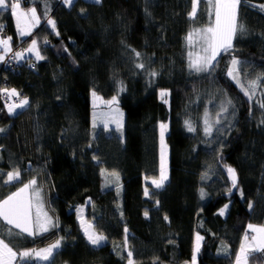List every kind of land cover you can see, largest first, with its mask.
Listing matches in <instances>:
<instances>
[{
  "label": "trees",
  "instance_id": "16d2710c",
  "mask_svg": "<svg viewBox=\"0 0 264 264\" xmlns=\"http://www.w3.org/2000/svg\"><path fill=\"white\" fill-rule=\"evenodd\" d=\"M61 1L21 0L41 18L25 42L10 6L0 11L10 48L23 52L36 40L43 57L16 60L18 76H5L29 103L12 114L0 110V200L35 179L55 222L35 237L10 236L0 223V237L16 252L60 241L47 263L19 264H128L129 251L133 264H182L192 259L199 235L198 264H235L249 225L264 227V82L245 95L248 82L264 80V0H241L231 47L207 72L189 67L185 44L211 23L204 0L194 18L192 0H74L69 7ZM160 90L168 91V105ZM93 91L104 100L117 97L120 130L92 126ZM206 112L219 118L211 134L204 131ZM162 123L169 179L157 189L146 180L159 176ZM13 170L19 180L5 183ZM78 208L106 237L101 246L88 242ZM246 264H264V250L248 254Z\"/></svg>",
  "mask_w": 264,
  "mask_h": 264
},
{
  "label": "snow or ice",
  "instance_id": "6c2138e0",
  "mask_svg": "<svg viewBox=\"0 0 264 264\" xmlns=\"http://www.w3.org/2000/svg\"><path fill=\"white\" fill-rule=\"evenodd\" d=\"M62 2L66 6H71L74 0H62ZM95 3H100V0H94ZM200 0H192V11L189 13L190 17H195L197 11V5ZM209 3H212V0H209ZM241 3V0H215V26L208 27L207 29L203 30L204 36V43L206 47L204 48L205 55L197 57L195 60L191 58V53L189 54L190 63L189 67L194 70L195 72H207L210 70L213 60H215L219 50L223 48L227 50V48L231 47V39L233 33L236 31V17H237V7ZM11 8V13L17 20V27L20 29L19 34L20 36H28L30 35L31 28L35 27L39 23V18L36 15V10L33 8L28 9L27 12L21 11V0H15L10 5L6 2V0H0V9ZM26 20V28H20L21 20ZM48 23L52 25L53 29H55V23L51 19L48 20ZM10 39H2L0 40V45H3L5 52L11 51L9 46ZM189 41L191 40V34L188 37ZM29 53H33L36 56L37 60L43 59L40 55L39 50L37 48V41L32 40L30 47L26 50ZM210 53V54H209ZM18 59H23V53L17 52L15 53ZM136 56L139 57L140 53L137 52ZM0 60H3V56H0ZM238 64V61L234 58L232 60V65L235 66ZM137 68H144L142 63L136 65ZM152 76H155L156 73H151ZM229 75H233V69L230 68ZM233 79L236 80L237 84L244 90V85L240 84L237 76H233ZM258 82H264L260 77L257 78L255 81H250L247 85V89L245 90V95L251 98V95L254 94L255 89L257 87ZM9 97L17 96L15 90H12L8 93ZM164 95V93H162ZM92 96L96 99L95 91L92 92ZM116 101V97L112 98V101L108 103H114ZM29 102L27 99H23L19 102V104L11 105L8 108L10 114L14 112L17 108H22L27 105ZM230 103V101H229ZM264 107V104L261 105ZM118 111V110H117ZM222 111H227L226 108L222 109ZM122 117V113L119 114ZM117 123V130L122 128V123L118 120ZM188 131H194L190 122L185 121ZM205 134H211V127L207 125V121L205 122ZM107 126V125H106ZM160 139H161V174L158 180H153L152 183L154 186L159 189L164 187L165 181L168 179L166 173V145L164 144V133L167 130L166 124L160 125ZM4 129L0 128V132H3ZM228 173L232 178L233 187L236 186V173L235 170L229 167ZM103 171V170H102ZM117 179L118 174L112 173ZM21 176V172L19 170H13L7 173V179L4 181L5 183H12L14 181L19 180ZM3 177H0L2 179ZM36 184V180L33 179L28 183L24 184L23 188L19 189L18 192L9 195L6 199L0 200V220L4 221L7 225L11 226L8 230V235H16L19 236L21 234H27L28 236H35L39 235L43 232H47L49 230L48 225L50 223L47 214H44L43 220L41 219V215L37 212L35 222L33 221L32 217V208L36 205V201L39 198V192L35 190L33 187ZM29 189H32V196L31 197H24L22 194L27 192ZM145 195L148 196L149 193L147 189H145ZM203 196V192H201ZM251 204L249 207L251 208ZM227 209V205L224 208L219 210V214L223 215L225 210ZM81 211V210H78ZM147 216V213H145ZM167 219V217H166ZM83 226V225H82ZM12 228L18 229V232H13ZM249 228H253L252 225H249ZM91 225L84 229L85 236L88 239V242L93 246H99L106 237L96 234L94 231H91ZM255 231L264 234V228L254 229ZM127 232V229H125ZM202 239L201 237L197 236V241ZM262 242H264V236L261 237ZM60 241L57 240L54 244L49 245L47 248L40 249L36 251L34 249L25 250L21 252H16L13 248L6 243L3 239H0V264H13L14 261L19 264L21 261L28 260L30 258H39L40 260H49V258L53 255L55 249L59 248ZM199 251V244L197 243L196 249L194 250L193 257H192V264H196V252ZM132 252H128V264H133L132 260ZM240 257H237V264H239Z\"/></svg>",
  "mask_w": 264,
  "mask_h": 264
},
{
  "label": "rangeland",
  "instance_id": "374dc122",
  "mask_svg": "<svg viewBox=\"0 0 264 264\" xmlns=\"http://www.w3.org/2000/svg\"><path fill=\"white\" fill-rule=\"evenodd\" d=\"M204 1H206L208 3V5H209L208 8H209L210 14H211V20H210L211 23L209 24L208 27H214L215 26V7H214L215 0H212V3L211 4L209 3V0H204ZM13 2H15V0ZM67 7H69V6H67ZM28 9H29L28 7H26V8L23 7V8H21V11L22 10H25V12H26V10H28ZM197 9H198V5H197ZM191 11H192V8H191ZM196 13H197V11H196ZM22 21H24V19H22ZM21 27L26 28V20H25V24L24 25L22 24ZM208 27H206L204 29H207ZM204 29H199V31H194V33L191 34V40L189 41V39L187 38L186 41H185V44H186V54H187V58H188L189 63H190V58H189V54L190 53H191V58L193 60H195L199 56L205 55L204 48L206 47V44L204 43V39H203V36H204L203 30ZM232 37H233V35H232ZM7 38H9V37H6V39ZM25 39H27V38H25ZM25 39H23L24 41H22V42H25ZM31 43L32 42H30V44H27V46L25 47L26 50L30 47ZM222 51H224L223 48H221L219 50V52H218L215 60L218 58V56L221 54ZM8 53L9 52H5L3 45H0V56H3V59L6 57V54H8ZM21 53H23V57L24 58L23 59H18L16 57V60L18 62L23 61L26 57H31V58L37 60L35 54H33V53H29L27 51H23ZM215 60H213V62ZM162 93H164V95H162ZM168 96H169L168 91H166V90H160L159 91V96L158 97L161 98V100L165 104H167V105L169 103ZM96 97H98V99L94 98L92 96V93H91L90 102H91V112H92L91 113V123H92V126L94 128H96V125H101V126H106L107 125V126H113V127L115 126L117 128L116 121H118V120L123 125V122L122 121H123L124 114H123V111H121V109L118 106V103L119 102L117 100V97H116V101L114 103H108L109 101H112V98L105 99L104 100V99H102L97 94H96ZM225 108H227V106H225ZM20 109L21 108H17L14 111H19ZM120 113L123 114L122 117L119 115ZM220 114L222 115L223 114V111ZM203 118H204V122L207 121V125L210 126L211 129H213L212 127H214V125L217 124L218 119H219L217 115H213L212 116L208 112H206L204 114ZM166 125H167V130L164 133V144L166 145V173H167V177L169 179V173H168V170H169V163H168L169 152H168V147H167V144H166V141H165L166 134L168 133V124H166ZM205 125H206V123H205ZM159 131H161V129H159ZM159 141H160V144H159V152H160L159 153V163H160V166H159V171H158L159 176H158V178H156V180L159 179L160 174H161V139H159ZM168 179L165 181V183L168 181ZM153 180L154 179H152V180L151 179H147L146 182L149 183L150 185H154L152 183ZM35 190H37L39 192V198H38V201H36V205H37L36 206V215H37V212H39L40 215H41V219L43 220L44 214L46 213L47 202H46V200H44L45 199V196L44 195H41V194H43V193H41L42 190H40L38 188H35ZM78 210H81V211H78ZM84 213H85L84 209L78 208L76 215H77V219L80 220L81 230L85 234L84 229L87 228L89 225H91V229L90 230L91 231H94V230L92 229V223L91 222H87L86 220L83 219ZM47 217L49 218V220L51 219V224L53 226L54 223H55L54 222V218L51 215H49V214H47ZM257 234L259 235L260 238L262 236H264V234H261L259 232ZM257 234H255V232L252 230V228L250 229L248 227V230L246 232V235H245V237L243 239V243H242L243 248H242V253L240 255V257H241L240 258V261L241 262H239V264H242V263H245L246 264L247 259H248V254L252 253V251H258V252L261 251L260 244H263V250H264V242H262V243L259 244V239L257 237ZM201 242H202V240H201ZM103 243L104 242H102L101 244H103ZM101 244L99 246H101ZM196 246H197V244H196Z\"/></svg>",
  "mask_w": 264,
  "mask_h": 264
},
{
  "label": "built area",
  "instance_id": "2783aa9c",
  "mask_svg": "<svg viewBox=\"0 0 264 264\" xmlns=\"http://www.w3.org/2000/svg\"><path fill=\"white\" fill-rule=\"evenodd\" d=\"M0 38L4 39L7 35L6 26L0 29ZM21 48L17 47V49H11L6 57L3 60H0V110L2 107H9L11 105L19 104V102L25 99V96L22 92L18 93L17 96L9 97L8 93L12 90L8 88L10 86V82L8 77H5L7 74L18 76V64L16 62L15 53L19 52ZM31 65H34L32 62Z\"/></svg>",
  "mask_w": 264,
  "mask_h": 264
},
{
  "label": "crops",
  "instance_id": "0c3cea01",
  "mask_svg": "<svg viewBox=\"0 0 264 264\" xmlns=\"http://www.w3.org/2000/svg\"><path fill=\"white\" fill-rule=\"evenodd\" d=\"M86 1H88V2H94V0H86ZM21 4H22V2H21ZM21 8H22V6H21ZM29 9L30 8H33V9H35L36 10V15H37V17L39 18V23L35 26V27H33V28H31V32H30V34H32V32H34L35 30H36V28H37V26H39V24L41 23V18H40V16H39V12H38V10H37V8H34V7H28ZM4 9H6V8H3V9H0V11H4ZM10 9V11H11V8H9ZM22 11H24L25 12V10H22ZM28 10H26V12H27ZM13 19L15 20V30L17 31V37H18V40L19 41H24L23 39H25V38H27V36H20V34H19V31H20V29H18V27H17V20H16V17H14L13 16ZM22 24L24 25L25 24V20L24 21H22L21 20V22H20V28H23V27H21L22 26ZM26 24H27V22H26ZM29 36V35H28ZM9 46L11 47V42H10V44H9ZM26 51V50H25ZM30 56V55H29ZM25 59H28V57H26ZM18 62V61H17ZM9 108V107H8ZM160 129V128H159ZM160 136V135H159ZM159 139H160V137H159ZM154 180H156V179H154ZM24 186V185H23ZM154 186V185H153ZM155 187V186H154ZM21 188H23V187H21ZM21 188H19V189H21ZM156 188V187H155ZM163 188V187H162ZM19 189H17V190H15V192H13V193H16V192H18V190ZM159 189H161V188H159ZM24 197H31L32 196V189H29L27 192H25V193H23L22 194ZM7 198V197H6ZM6 198H4V199H6ZM4 199H2V200H4ZM40 200V199H39ZM32 217H33V221L35 222V218H36V206H34L33 208H32ZM46 213L47 214H49L50 215V211L48 210V207H46ZM0 223H4V224H6L4 221H2V220H0ZM7 225V224H6ZM8 227H11V226H9V225H7ZM48 228H49V230H51V228H52V224H51V219H50V223H49V225H48ZM12 229H15V228H12ZM254 229H259V227H253L252 228V230L255 232V234H257L258 232L257 231H255ZM15 230H17V231H19L18 229H15ZM45 233H47V232H43V233H41V234H45ZM41 234H39V235H41ZM27 235V234H26ZM36 236V235H35ZM35 236H30V237H35ZM197 236H199V235H197ZM197 236H194L195 237V241H194V245H193V247H194V249H193V253H194V250L196 249V244L198 243L199 244V246H200V244H201V240L202 239H200L199 241H197ZM199 237H201V236H199ZM257 237H258V239H259V244L260 243H262V240H261V238L259 237V235L257 234ZM0 239H3L4 240V238H2V237H0ZM5 241V240H4ZM103 242H105V241H103ZM242 243H243V241H242ZM242 243H241V245H242ZM44 248H47V247H44ZM44 248H39V249H37L36 251H39L40 249H44ZM200 248V247H199ZM242 248H243V245H242V247H241V249H240V251H239V253H238V255L237 256H239L240 257V255H241V253H242ZM260 248H261V250H263V244H260ZM58 249V248H57ZM56 250V249H55ZM54 250V251H55ZM193 253H192V256H191V258L193 257ZM53 256V255H52ZM51 256V257H52ZM50 257V258H51ZM198 252H196V264H198ZM50 258H49V260H50ZM241 258V257H240ZM30 259H34V261L35 262H40V263H47L49 260H40L39 258H30ZM244 260V259H243ZM239 262H241L240 260H239ZM13 264H16V261H14L13 262ZM182 264H192V259L190 260V261H188V262H185V263H182ZM235 264H237V259H236V262H235ZM242 264H245V263H242Z\"/></svg>",
  "mask_w": 264,
  "mask_h": 264
},
{
  "label": "bare ground",
  "instance_id": "6f19581e",
  "mask_svg": "<svg viewBox=\"0 0 264 264\" xmlns=\"http://www.w3.org/2000/svg\"><path fill=\"white\" fill-rule=\"evenodd\" d=\"M23 50L25 51V50H26V48H23Z\"/></svg>",
  "mask_w": 264,
  "mask_h": 264
}]
</instances>
